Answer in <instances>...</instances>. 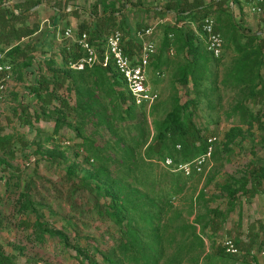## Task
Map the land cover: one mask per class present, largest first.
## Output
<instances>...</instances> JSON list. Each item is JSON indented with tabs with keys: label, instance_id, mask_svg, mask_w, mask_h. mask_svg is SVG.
Wrapping results in <instances>:
<instances>
[{
	"label": "rangeland",
	"instance_id": "1",
	"mask_svg": "<svg viewBox=\"0 0 264 264\" xmlns=\"http://www.w3.org/2000/svg\"><path fill=\"white\" fill-rule=\"evenodd\" d=\"M25 1L13 0L12 3L21 5ZM167 1L123 0L122 4L116 5L118 9L124 5L122 12L116 13V24L122 21L129 27V35L121 31L127 40L134 38L138 29L136 23L143 22L152 27L158 54L162 31L166 24H172L174 18L169 14L162 17L152 12L145 13L139 7L163 6ZM196 1L208 4L213 0ZM133 6L134 10H129ZM228 7L246 33L261 32L260 36L264 38L263 15L250 11L249 0H240V5L236 6L224 3L221 8L227 10ZM54 8L62 10L61 19L53 21ZM101 9V0H43L26 16L25 21L35 32L24 39V44L37 45L36 49L27 53L32 59V66L19 76L18 63L12 86L0 96V139H6V143L0 144V251L10 256L15 264H81L78 251L73 248L76 246L86 249L89 256L101 262V255L107 254L119 237L110 222L96 215L84 190L73 189L77 178H87L96 168L94 161L89 163L84 159L86 154L78 147L81 139L75 133L77 119L61 106L66 118L54 132L55 115L44 112L41 102L29 93L38 74L50 75L52 69L60 66L61 48L74 42L80 23L91 22L87 10L100 13ZM210 15L216 18L218 11ZM221 15L222 27L231 34L227 15ZM68 28L72 36L65 38L64 32ZM116 28L110 25L101 38ZM197 38L203 46V41ZM201 50L205 52L202 47ZM240 57L231 46L221 61H209L208 69L203 70L200 64L188 65L190 57L184 53L177 55L172 49L168 53L163 52L158 60L155 54L148 67V80L159 94L148 120H161L177 98L181 102L193 99L196 107H190V110L193 111L195 125L208 138L216 137L213 157L204 167V172L194 175L185 191L172 199L169 215L181 211L184 221L191 222L196 213L204 214L205 210L215 207H218L220 215L226 213L227 198L220 186L232 185V178L241 180L255 164H264V115L261 116L262 126L256 123L239 125L237 117L230 116L231 108L238 102L249 110H259L260 114L264 108V103L252 99L248 89L233 87L232 79H228L229 73L235 69V59ZM49 59L57 65H46ZM186 65L189 70L194 68L196 84L191 81L190 74L188 83L180 84V69ZM259 73L262 81L253 92L260 89L264 95V64ZM226 79L228 81L223 83ZM58 95L74 103L73 92L67 91L64 86L58 90ZM59 106L57 101L51 103V107ZM26 117L29 123H25ZM234 125H239L242 135L225 147L224 134ZM85 130L89 133L90 126ZM152 135L151 132L150 138ZM70 165L74 166L75 175L72 177L66 175ZM202 188L205 189L204 195L196 199ZM24 190L29 192L34 212L24 211L18 204L19 194ZM191 200L196 202L194 214L187 217ZM238 200L232 211L224 215L225 218L218 216L219 229L213 236L214 242L203 236L205 245L184 255L179 264H252L256 260L264 261L261 255L264 251V179L253 194L239 195ZM35 220L47 229L40 239L35 234ZM236 238L239 240L237 254L227 257L218 253L226 240L233 242ZM248 239L254 240L251 247L247 246ZM83 261L82 264H86Z\"/></svg>",
	"mask_w": 264,
	"mask_h": 264
},
{
	"label": "trees",
	"instance_id": "2",
	"mask_svg": "<svg viewBox=\"0 0 264 264\" xmlns=\"http://www.w3.org/2000/svg\"><path fill=\"white\" fill-rule=\"evenodd\" d=\"M12 1L0 0V52H4V59L13 65V73L16 65L20 64V76L32 66V59L27 53L37 48L33 43L24 44V39L35 32L25 19L28 12L43 0H27L21 5L14 3L13 9L6 4ZM101 3L100 13L87 10L91 22H81L76 35L77 38L85 32L98 51L111 32L119 30L129 35L130 31L125 22L116 24V13H121L124 6L121 5L118 9L116 5L122 4L123 0H101ZM224 3L236 6L240 5V0H213L208 4L196 0H168L163 6L139 8L145 13L152 12L162 17L169 14L174 18L173 23L166 24L162 31V39L158 43L159 52H155L157 60L163 52L168 53L173 49L177 55L184 53L190 57L188 65L200 64L203 70H207L209 61L218 63L227 54V50L234 46L235 53L241 57L235 59V69L229 73L228 79H232L230 81L233 87L248 89L252 99L264 103L263 92L260 89L253 92L262 81L259 69L264 64V38L246 33L242 25L232 18L230 7L227 10L221 8ZM134 7L129 10H134ZM215 10L218 11L217 17H212L215 28L224 39V50L219 58H214L207 52L204 43L203 47L197 42L198 38L191 27V24L199 26L201 20L206 16L211 17V12ZM54 13L53 21L61 19V9L54 8ZM223 13L227 15L232 28L231 34L222 27ZM262 18L264 20V14ZM179 23L182 26H178ZM110 25L117 28L101 38ZM135 26L138 28L136 31L147 28L143 22H138ZM133 37L125 43V51L129 56L135 55L139 49L135 35ZM201 47L205 52L202 53ZM81 56L82 51L76 42L65 44L60 52V66L52 69L50 75L38 74L29 92L41 102L44 112L55 115L54 132L62 125L66 113L77 119L75 133L81 139L78 147L86 154L84 159L89 163L94 161L96 168L85 179L76 177L73 189H83L87 201L95 208L96 215L110 222L119 235L107 254L101 255V262L89 256L86 249L79 246L73 248L78 251L81 264L83 260L86 264H179L184 255L205 245L203 236L209 242H214L213 236L219 229L218 216L223 218L232 211L239 201V195L253 194L258 189L264 179V164H255L241 180L232 178V185L220 186L219 189L227 198L226 213L222 212L220 215L218 207L208 208L204 214L196 213L191 222L184 221L181 211L169 215L172 199L185 191L194 175L201 173L192 172L185 176L181 172L164 168L159 161L170 157L175 164L188 162L204 153L208 145L209 138L193 121L190 107H196L195 100L186 99L181 102L177 98L161 120L150 122L148 119L153 112V105L148 109L144 105L136 106L125 89L122 77L111 64L106 67L95 65L82 71L67 67L69 61H75ZM46 62L48 66L57 65L53 59ZM188 65L180 69L181 85L188 83L189 74L193 84L197 82L193 76L194 68L189 70ZM227 81L223 80V83ZM63 86L67 91L73 92V104L70 100L59 98L58 90ZM53 101H57L60 106L51 107ZM61 106L66 109V113ZM262 115L264 108L260 114L259 110L247 109L242 102H238L230 111V116L237 117L239 125L256 123L262 126ZM25 123H29V118ZM239 125H234L225 132V147L242 135ZM89 126L90 132L85 133ZM151 132L153 135L150 138ZM5 140L1 138L0 144L6 143ZM66 175H75L73 165L67 167ZM88 179L97 183L92 184ZM204 191L205 189H200L196 199L198 196L202 197ZM28 195L27 190L21 192L18 204L22 210L34 212V204ZM195 203L191 200L187 217L194 214ZM33 226L36 227L35 234L39 239L47 232L42 223L36 220ZM247 241L249 247L254 243L252 239ZM233 243L237 248L238 238ZM218 253L233 256L225 252L224 246L219 248ZM0 264L15 262L0 251Z\"/></svg>",
	"mask_w": 264,
	"mask_h": 264
},
{
	"label": "built area",
	"instance_id": "3",
	"mask_svg": "<svg viewBox=\"0 0 264 264\" xmlns=\"http://www.w3.org/2000/svg\"><path fill=\"white\" fill-rule=\"evenodd\" d=\"M249 2L250 11L260 15L264 14V0H249ZM178 26H182V24L179 23ZM191 27L205 44L206 51L214 58H219L223 53L224 39L222 34L216 30L214 19L206 16L201 20L199 26L191 24ZM152 34V27L136 31L135 37L139 43V49L135 55L129 56L125 51L127 38L121 31L115 30L107 35L100 51L90 42L88 35L84 32L74 39L82 51V56L75 61H69L67 67L71 70L82 71L95 65L106 67L111 64L122 77L132 102L136 106L144 105L148 109L159 99L158 91L150 84L147 77L148 67L157 49ZM71 36V29H66L64 37L70 38ZM4 58V52H0V96L8 92L14 79L13 65ZM215 140V136L209 138L206 151L191 161L175 164L170 157H166L160 161V164L164 168L173 172H181L185 176L192 172L202 173L204 167L211 160ZM223 246L226 253H238V249L232 240H226ZM261 255L264 256V251L261 252Z\"/></svg>",
	"mask_w": 264,
	"mask_h": 264
},
{
	"label": "water",
	"instance_id": "4",
	"mask_svg": "<svg viewBox=\"0 0 264 264\" xmlns=\"http://www.w3.org/2000/svg\"><path fill=\"white\" fill-rule=\"evenodd\" d=\"M6 4L10 5L12 9L14 8V3L8 2ZM231 15H232V18H234L233 10H231ZM260 34H261V32H252V33H250V35H260Z\"/></svg>",
	"mask_w": 264,
	"mask_h": 264
},
{
	"label": "crops",
	"instance_id": "5",
	"mask_svg": "<svg viewBox=\"0 0 264 264\" xmlns=\"http://www.w3.org/2000/svg\"><path fill=\"white\" fill-rule=\"evenodd\" d=\"M155 90H156V88H155ZM252 264H264V261L256 260V261H253Z\"/></svg>",
	"mask_w": 264,
	"mask_h": 264
}]
</instances>
